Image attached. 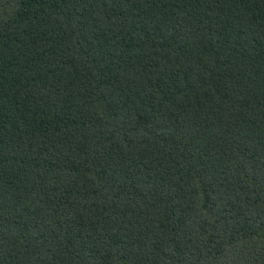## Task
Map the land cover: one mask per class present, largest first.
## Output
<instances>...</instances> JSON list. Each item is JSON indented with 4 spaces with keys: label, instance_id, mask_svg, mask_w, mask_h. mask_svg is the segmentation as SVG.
<instances>
[{
    "label": "trees",
    "instance_id": "trees-1",
    "mask_svg": "<svg viewBox=\"0 0 264 264\" xmlns=\"http://www.w3.org/2000/svg\"><path fill=\"white\" fill-rule=\"evenodd\" d=\"M0 264H264V0H0Z\"/></svg>",
    "mask_w": 264,
    "mask_h": 264
}]
</instances>
